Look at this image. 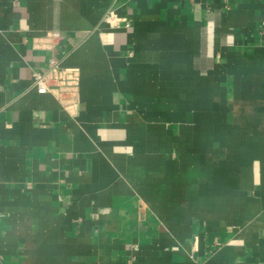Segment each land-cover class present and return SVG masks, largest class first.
<instances>
[{"label":"crops","instance_id":"crops-1","mask_svg":"<svg viewBox=\"0 0 264 264\" xmlns=\"http://www.w3.org/2000/svg\"><path fill=\"white\" fill-rule=\"evenodd\" d=\"M0 264H264V0H0Z\"/></svg>","mask_w":264,"mask_h":264},{"label":"built area","instance_id":"built-area-1","mask_svg":"<svg viewBox=\"0 0 264 264\" xmlns=\"http://www.w3.org/2000/svg\"><path fill=\"white\" fill-rule=\"evenodd\" d=\"M49 35L48 44L56 46L60 43L62 38L58 31H52ZM74 73V69L61 67L59 59L51 58L50 67L47 71L34 72L33 88L39 94L54 92L62 104L73 103L77 100L78 96Z\"/></svg>","mask_w":264,"mask_h":264}]
</instances>
